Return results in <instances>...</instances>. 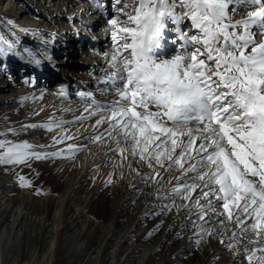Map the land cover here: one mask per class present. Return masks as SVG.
<instances>
[{
  "label": "snow or ice",
  "instance_id": "6c2138e0",
  "mask_svg": "<svg viewBox=\"0 0 264 264\" xmlns=\"http://www.w3.org/2000/svg\"><path fill=\"white\" fill-rule=\"evenodd\" d=\"M115 5L110 79L119 99L89 106L88 115L75 121L43 125L61 129L53 144L73 138L66 124L99 115L95 126L108 124L105 133L116 145L111 151L151 169L148 179H162L157 169L179 171L169 194L186 203L173 201L172 207L194 211V235L222 237L205 227L217 217L225 233L227 225L235 226L226 247L248 264H264V40L257 39L264 36V0H115ZM237 5L255 8L233 20L229 8L235 12ZM189 28L195 30L191 35ZM166 44L176 49L170 58L160 55ZM33 147L0 140V163L62 154Z\"/></svg>",
  "mask_w": 264,
  "mask_h": 264
},
{
  "label": "rangeland",
  "instance_id": "374dc122",
  "mask_svg": "<svg viewBox=\"0 0 264 264\" xmlns=\"http://www.w3.org/2000/svg\"><path fill=\"white\" fill-rule=\"evenodd\" d=\"M9 2L0 1V75H2L0 85L5 84L3 88L5 91L0 92V97H9L10 89L17 90L20 86L29 93L22 101L16 102L13 99L10 103H0V140L12 143L28 142L34 146L33 151L53 153L62 150V154L40 160L30 159L22 165L0 163V184L11 183V188H0V207L5 209L8 206L4 216L0 215L1 257L4 254L14 253L27 255V260L20 261L19 264H37L41 260L43 264L48 260L51 261L49 264H90L88 260L95 257L102 259L97 264H248L245 256H237L235 250L226 247L231 230L235 226L227 225L228 231L225 233V230L216 223L217 217H213L205 227H212L221 233L222 237L204 235L200 239L194 235L197 228L189 225H185L184 229L173 228L163 236L168 222L167 216L175 209L170 201L154 199L145 208L142 200L141 203L138 202L133 206L136 208L134 211H129L131 205L127 202L126 189L133 176H140L141 180L138 181L139 186L135 188L131 186L129 193L142 195L147 184L157 183L159 192L157 195H159L170 192L171 187L176 183L174 177L179 171L157 169L161 173L162 181L161 179L151 181L148 179V174L152 170L138 160L129 157L120 164L111 155H106L100 159L103 163L98 165L99 172H96V175L87 166L89 170L84 171L86 174L82 180L84 184L82 192L78 189L65 191L64 182L69 178V171L77 173L83 169L80 162L86 159L85 153L88 149L83 141L86 142L88 139L83 141L78 139L76 143L66 139L62 143L53 144L54 137L59 135L61 129L54 127L49 130L43 125L60 120H56L55 115L47 116L44 107L42 105L39 107V97L49 94L61 101H71L87 107L106 105L96 98L97 95H93L91 88L94 85L89 84L88 88L86 81L89 78L105 81L101 87L105 91L108 81L112 84L110 78L115 75V65L110 56L115 52L117 43L113 40V28L109 21L116 17V8L119 5H115V0H81L82 3L88 2L100 8L99 10L105 9L107 13L106 20L101 23L99 19L88 20L91 24L99 25V34L96 36L94 31H88L83 21L70 11L73 7L71 2L64 6L53 5L49 0H9ZM127 2L129 0H122V3ZM42 7H45V14L39 11ZM254 8L255 6L237 5L236 11L233 12L230 6L229 15L233 20H240L247 17L248 11ZM177 11L180 12L182 9L178 6ZM120 19L126 17L121 15ZM185 23L190 24V21ZM103 26L111 27V33L105 39L111 42L109 47L111 51L106 47L98 48L96 51L91 50V43L98 46L103 40ZM72 31L73 33H70ZM194 31L189 28L188 34L191 35ZM253 31H256L255 26ZM70 38H77L79 42L69 46L67 42ZM257 39L264 40V36L257 35ZM82 49H84L83 54L91 51L99 58L101 64L84 67L85 64L79 62L82 59V55L79 56ZM175 51L174 46L166 44L160 50V55L163 58H170ZM36 61H39V64ZM7 80L12 83L9 87ZM61 89L65 90V95H60ZM104 96L106 99L107 94ZM28 125H37V127H27ZM71 125L72 132H79L82 129V121ZM64 127L66 129V125ZM72 132L68 131V134ZM69 145H75L78 150L69 151ZM3 151L0 149V152ZM115 156L117 153H114ZM110 178L111 182H109ZM51 190L56 193L54 203L49 207L51 218L47 217L46 213H36L31 201L23 200V196L26 195L31 198L36 195L40 198L46 193L45 191ZM61 194L62 197L58 198ZM139 198L137 196V200ZM174 198V202L184 201L180 197ZM62 199H65V206L71 205L79 211L89 207V213L85 210L81 216L88 213L101 228L86 226V230H81L83 222H80L71 230H61L57 243L54 239H49V243L46 240L42 241L47 230H42L43 235L40 234L34 222L41 221L45 226H49V229L52 228L56 223L55 219L59 218V201ZM113 201L118 203L116 215L119 224L115 225L117 228L115 230L109 227L115 216L113 211L116 203ZM13 205H15L14 209L11 210ZM37 205L38 202L34 204ZM20 213L25 216H19ZM17 215L18 220L13 223L12 220ZM6 216L7 219L3 220ZM81 219L84 220V217ZM221 238L225 243L220 242ZM197 239H200L199 244L196 243ZM246 243L247 241L240 243L238 248L242 251ZM48 247V251H42L43 248ZM5 255L4 258L10 260ZM2 262L3 260L1 264Z\"/></svg>",
  "mask_w": 264,
  "mask_h": 264
},
{
  "label": "bare ground",
  "instance_id": "6f19581e",
  "mask_svg": "<svg viewBox=\"0 0 264 264\" xmlns=\"http://www.w3.org/2000/svg\"><path fill=\"white\" fill-rule=\"evenodd\" d=\"M49 1L53 5L59 4L60 6L61 5L64 6L65 4H69L71 2V4H73V7L72 8L70 7L71 8L70 11H72V13H74V15L76 14L79 17L80 21H83V24H85L87 26L88 31H92V32L94 31V34L96 36H98L99 25L91 24L88 20L91 21L93 19H99L100 23L105 21L106 20L105 17L107 14L105 12V9L99 10L100 8L98 9L96 6H93L92 4H90L88 2L82 3L81 0H70V1H67V0H49ZM8 2H9V0H8ZM39 11L42 12L43 14L46 13L45 7H42L41 9H39ZM96 21H93V22H96ZM103 28H104V33L102 34L103 40L101 42H99L100 44L98 46L91 43V50L96 51L98 48H101V47L102 48L106 47V49H109V47H111V44H110L111 42L108 40H105L108 38V34L111 33V27L110 26H103ZM67 33L69 35L68 30H67ZM70 33H73V31ZM96 36H94V37H96ZM76 39L77 38H70L68 40L67 44L69 46H73L75 43L79 42ZM83 50L84 49H82L81 53H79V56L82 55V59L79 62H83L85 64L84 67H86V66L95 67V66H97V64H101L99 58L97 56L95 57L91 51H88V52L83 54ZM109 50L111 51V49H109ZM77 51H78V48H77ZM107 67L109 68V66H107ZM76 75H78V74H76ZM0 78H2V75H0ZM86 82H87L88 88H89V84L94 85L91 88L92 92H94L93 95H97L96 98H98L102 102H105L106 105L113 100L119 99V97L115 94V87H113V85L111 83H109V81H108V86L106 87V89L108 91L107 90L105 91V90H103V88H101L105 84V81L103 82L99 78H94V79L89 78V80H87ZM7 83H9L8 87L12 85L10 80H7ZM4 86H5V84L0 85V92L5 91L3 89ZM15 90L16 89H10L11 95L9 97L8 96L7 97H5V96L0 97V103H2V102L3 103H10L13 99L16 100V102L22 101L26 98L27 93H29L28 91H26L25 88H23L21 86L19 88H17L16 91ZM104 94H107L106 99H104L105 98ZM55 97L56 96L49 95V94H45L42 97H39L40 98L39 107H40V105H42L44 107L43 109L45 112H47V116L48 115H55L56 120L58 119L60 121H75L76 117H79L82 115H84V116L88 115V113L84 112V109L87 108V106H83L82 104H76V103H73L71 101H69V102L61 101L58 98L56 99ZM92 107L95 108L96 106L92 105ZM100 118L101 117L99 115H97V116L91 117L90 119L83 120L82 121V127H81L82 129L79 132H76V131L72 132V130H70L71 128H73V127H70L72 125L66 124V129L68 131L72 132L70 134L73 136V138L70 139L72 141V143H76V141L78 139H79V141H80V139L82 141L88 139L87 140L88 142L83 141L85 146L88 148L86 153H85L86 159L84 158V160L80 162V165L83 166V169H80L77 173L74 171H69V173H70L69 178L66 179V181L64 182V188H65L66 192H68L70 190L74 191L76 189H78L80 192H82L84 190L82 187V185H84L82 180H83L84 174H86V172H88V170H89L87 166H89L91 168V170L96 175V172L97 173L99 172L98 165L100 163H103V162H100V159L101 158L103 159L104 156L111 155L114 159L118 160L120 162V164H121V162L124 161V159H122L121 154L119 152L111 151V149L115 148L116 145H115L114 140H110L107 137V134L105 133V129L108 128V124L104 123L100 126H95V121L97 119H100ZM102 133L105 134L104 139L102 141H98V142L94 141V137L97 135H101ZM113 136H115V133H113ZM18 140H20V139H18ZM16 143H18V142H16ZM122 146L126 147V145H122ZM114 153H117V156L114 157ZM104 160H106V159H104ZM91 161L93 163H91ZM15 165H22V164H15ZM100 168H102V167L100 166ZM84 171H86V172H84ZM179 175H180V173H177L175 175V177L179 176ZM139 177L133 176V178H131L129 181V187L126 189V192L128 193L127 202L129 203V205H131L129 211H134L136 208H134L133 206H136L138 202L141 203L142 200H144L145 208L150 203H152L154 199H156V201L157 200L158 201H164V202L170 201L173 204V201L175 200V198L172 197L169 194V192L157 195L159 193L157 191L158 190L157 189V183H155L154 185L152 183H150L149 185L147 184L143 190L142 195L129 193V191H130L129 189H131V186H133L134 188L139 186L138 181L141 180V178H139ZM152 180L155 181L158 179H151V181ZM161 181H162V179H161ZM3 187L11 188V183L10 182H3L0 184V188H3ZM167 187H169V186H167ZM164 190H166V189H164ZM73 191H72V193H73ZM45 192L46 193L43 196L41 195L42 197H40V198L36 197V195H34L32 198L30 196L26 195V196H23V200L28 199L29 201H31V203H32L31 205L33 206V210H35V212L37 211L36 213H39V212L40 213H46V216L51 218V216L49 214V207H50V205H52V203H54V200L56 198V195H55L56 193H54L52 190L51 191H45ZM70 194H71V192H70ZM79 194H81V193H79ZM137 196L140 197L138 200H137ZM61 197H62V194L58 198H61ZM67 200H68V198H67ZM36 202H38V205L34 206V204ZM113 203H116V202L113 201ZM184 203H186V202H184V201L183 202L182 201L176 202L175 201V205H177V206L182 205ZM65 204H66L65 199H62L61 201H59V207H60L59 208L60 209L59 218L55 219L56 223L54 225L50 224V225H52V228L49 229V226H45L44 224H42L41 221H39V222L36 221V223L34 222L35 227L38 228V230H40L39 231L40 234L42 233V230H47L44 234V239L41 238V239H43L42 241L46 240V242L49 243V239H54L57 243L58 237L61 234V230H66V229L71 230V228H75L76 226H78L80 224V222H83L82 226H81V228H82L81 230H86L85 229L86 226L88 228L89 227H97V228L100 227L97 224H95V222L92 218L89 217L90 216L88 214L89 213L88 211H90L89 207L88 208L86 207L85 209L79 211V209H74L71 207V205L67 207V206H65ZM114 205H115L114 206L115 210L113 211V215H115V216L113 217V221H112L113 223L111 225H109V227H111V230L117 229L115 227V225L119 224V221L117 220V215H116V212H117L116 209L118 207V203H116ZM14 206L15 205L12 206L11 210L14 209ZM6 210H8V206H7V208L5 207V209H2L0 207V215L4 216V214L6 213ZM85 210H86V212H88L87 215L83 214L81 216V213H83V211H85ZM18 215L22 216V217L25 216V214H22V213H20ZM18 215L15 216V218H13V220H12L13 223H15L18 220V217H19ZM7 217L8 216H6L3 220L7 219ZM82 217H84V220L81 219ZM190 217L192 220L196 219L194 211H193V213H186L183 208H179V210H178V208L175 207L174 211L170 212L167 216L168 222L166 224L167 226L164 228L163 236H165L169 231H171V229L173 230V228H176V227L179 229H184L185 225H189L192 228H195L191 225ZM42 235H43V233H42ZM245 241H242L241 243H243ZM43 250L48 251L49 247L43 248L42 251ZM56 250H57V248H56ZM1 254L2 253L0 250V264H1V260H3L2 264H19L20 261H23V262L26 261L27 257H28L27 255L22 254V253L20 255L16 254V253H14L12 255H8V254L5 255L4 254L6 256V258L7 257L10 258V260L8 259V261H7L4 258V255H3V257H1ZM144 258H145V256L142 258V260H144ZM42 261L43 260H41L39 263L37 262V264H40V263L43 264ZM88 261L90 264H97V263H100L102 261V259H100L99 257H95V258L89 259ZM46 262H47L46 264H49L51 261L48 260Z\"/></svg>",
  "mask_w": 264,
  "mask_h": 264
}]
</instances>
